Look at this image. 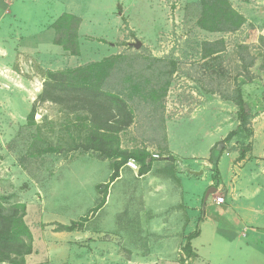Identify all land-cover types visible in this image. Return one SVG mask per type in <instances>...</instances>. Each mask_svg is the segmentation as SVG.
<instances>
[{
    "label": "rangeland",
    "instance_id": "rangeland-1",
    "mask_svg": "<svg viewBox=\"0 0 264 264\" xmlns=\"http://www.w3.org/2000/svg\"><path fill=\"white\" fill-rule=\"evenodd\" d=\"M228 3L245 22L235 32L221 33L198 26L200 0H0V203L8 209L25 206L23 222L32 236V253L44 256L28 264H136L153 254L177 257L186 231L182 224L188 220L179 216L184 208L179 210L174 195V177L191 182L188 206L200 208L201 218L213 196L224 198V189L206 194L219 187L220 173L229 179L232 152L239 155L245 149V157L264 165V0ZM65 13L81 19H61ZM203 43H217L218 54L203 59ZM240 45L249 47L251 57L241 55ZM117 56L123 58V71L104 89L113 91L117 85L118 90L128 89L124 94L131 92L130 99L123 97L132 112L128 127L97 132L92 115L72 111L67 98L61 105L38 101L49 72ZM250 62L253 66L246 71ZM127 75L132 84L142 82L137 94L132 95L131 83L123 82ZM165 85L160 106L148 99L151 90ZM237 87L258 120L251 121V138L239 132L224 143L231 131L222 132L235 122L231 112L223 111L226 120L219 117V132L213 131L216 120L210 107L196 119L190 116L205 101H225L221 95L231 97ZM167 121L172 124L169 141ZM212 140L209 164L200 166L191 157L206 153ZM170 144L180 159L150 162L151 167L173 166L174 177L164 174L170 179L168 200L142 194L146 182L139 170L125 164L121 177L105 189L116 158L104 152L146 153L147 162L152 155L168 158ZM219 151L218 186L209 187ZM105 193V205L94 212ZM82 218L87 222L80 229L61 231L60 226Z\"/></svg>",
    "mask_w": 264,
    "mask_h": 264
},
{
    "label": "trees",
    "instance_id": "trees-1",
    "mask_svg": "<svg viewBox=\"0 0 264 264\" xmlns=\"http://www.w3.org/2000/svg\"><path fill=\"white\" fill-rule=\"evenodd\" d=\"M200 11L202 17L198 20V26L209 32H235L245 22L244 17L230 7L228 0H200ZM65 18L78 20L76 16L66 13L61 16V19ZM260 41L264 43V37H260ZM216 44L217 43H203V59L218 54L216 51ZM237 49L241 51V55L243 52V54L246 53L247 56H250V53H248L249 47L240 45ZM71 55H78V50L76 48L72 50ZM242 59L244 60V58ZM122 60L123 58L117 56L111 59H105L102 62L81 66L74 70L57 73L49 72L47 80L43 83L42 93L38 97V101H49L61 105L67 98L72 105L70 108L72 111L85 110L92 115L94 128L97 132H112L114 129H118L117 126L119 125L128 127L132 122V112L128 110L127 103L123 97L126 96L130 99L131 92L128 95L124 94L128 89L124 88V90H118L116 89L117 85H114L113 91L104 89L113 76L123 71ZM252 66L253 62H250L244 69L247 71ZM124 81L126 84L131 83L130 85H132L133 90L132 95L137 94L140 90L138 86L142 85V82L139 84H132V77L130 75H127L123 82ZM246 81L249 83L251 80L246 78ZM166 85L159 90H151L148 99L159 101L160 106V101L166 97ZM143 92L145 91L143 90ZM143 98L146 99V101L148 100L145 98V94H143ZM221 98L225 101L232 102L237 107L236 119L239 123L236 131H231L227 134L223 140L224 143H229L239 132L242 133L246 139L251 138L253 136V130L250 124L254 119V115L251 113L250 108L244 100L241 90L237 87L234 89L231 97L221 95ZM33 114L34 110L30 115L31 118ZM92 149L95 148L92 147ZM245 152V149L239 152L238 161L245 159ZM104 153L107 158H116L113 171L110 175L108 184L105 185V189L118 179L121 166L126 164L130 159L135 160L139 165L140 175L146 174L151 170L152 163H145L147 159L146 153L129 154L120 150H115L113 152L106 151ZM219 157H221L220 151L218 152V160L214 164L216 170L213 172V183L216 188L218 186L217 174H219V171L217 165ZM168 161L172 164L175 162L174 158L171 156H168ZM171 165L165 168V173L170 177H174L173 166ZM106 196L105 193L100 205L94 212H97L105 205ZM24 216L25 206L23 204L15 205L8 209L0 203V264H24V258L32 253V236L23 222ZM85 222H87V218H82L80 223L72 222L68 226H60V229L61 231L72 232L80 229L82 223ZM197 235L198 232L189 235L182 249L187 259L195 257L190 245V240ZM182 264L185 263L182 262Z\"/></svg>",
    "mask_w": 264,
    "mask_h": 264
},
{
    "label": "crops",
    "instance_id": "crops-1",
    "mask_svg": "<svg viewBox=\"0 0 264 264\" xmlns=\"http://www.w3.org/2000/svg\"><path fill=\"white\" fill-rule=\"evenodd\" d=\"M66 14L74 15L73 13ZM82 26L83 21L80 23V31ZM208 107H210V113H212L216 120L215 127H213L214 132H219V117L222 116L223 120L227 119L225 116L228 115L223 111L227 113L231 112V116L233 120L235 119V122L231 123V128L224 130L222 133L238 129L239 123L236 120L237 107L229 101H222L220 99L205 101L200 109L191 114L190 119H196L201 114L200 111H206ZM261 117L263 118V116ZM257 120V118L253 119L252 123ZM170 125L172 124L167 121L168 141L170 138ZM254 138H256V132ZM212 142L213 140L210 141L206 148V153L200 157L192 155L191 158L201 162L200 166L204 163L209 164L207 159L210 155ZM168 152L169 156H172L174 159H180V156L176 150H173L171 144L168 145ZM232 155L234 156L231 160L233 161V166L230 169V177L225 181L219 172V187L215 191L225 190L224 203L216 205L214 201L216 196H213L212 202L204 205L205 210L201 218L197 216L198 212H201L200 208L188 206L189 202H192L190 197L192 194L190 190L191 182L178 180L174 177V182L176 183L174 192L177 194L174 195L178 196L179 210L184 208V214L179 213V216L188 220L184 227L182 224V230L186 231L185 233L183 232L182 241L179 244L180 250L178 249L177 251L179 255L173 257V254H169L168 256L153 254L149 258V261H138L136 264H168L174 261L179 264H182L183 261L185 264H264V165L262 162H258L257 159L249 160V157H245L242 161H236L238 154L232 152ZM252 155L254 156V153ZM220 162L221 158L218 163V171H220ZM252 165L255 167H252ZM164 174H166L165 167L160 166L159 168L152 166L150 172L143 175L139 174L140 180L146 182L142 186V194L144 193L149 198L159 196L163 202L168 200L170 197L168 188L170 179L167 178L168 176L165 177ZM120 177L121 170L119 171L118 179ZM212 185V181L207 183L209 187H212ZM146 193H149V195ZM197 199L200 200L199 197ZM191 210H194L195 213L190 214ZM172 214L169 213L168 217H172ZM191 225L194 226V230L189 232L188 230ZM195 232H198V235L190 240L195 257L187 259L182 249L187 242L188 236ZM197 242L200 243L197 245ZM40 256L43 259V255L37 254L34 251V253L26 257V264L33 263Z\"/></svg>",
    "mask_w": 264,
    "mask_h": 264
},
{
    "label": "built area",
    "instance_id": "built-area-1",
    "mask_svg": "<svg viewBox=\"0 0 264 264\" xmlns=\"http://www.w3.org/2000/svg\"><path fill=\"white\" fill-rule=\"evenodd\" d=\"M163 159L168 161V158L165 159V158L159 157L158 155H152L151 157L148 158L146 163H150L153 160H163ZM124 167L130 169L131 171H135V172L139 170V165L133 159L128 160L126 164L124 165ZM214 201L216 205H221L224 203V198L221 196H217L215 197Z\"/></svg>",
    "mask_w": 264,
    "mask_h": 264
},
{
    "label": "water",
    "instance_id": "water-1",
    "mask_svg": "<svg viewBox=\"0 0 264 264\" xmlns=\"http://www.w3.org/2000/svg\"><path fill=\"white\" fill-rule=\"evenodd\" d=\"M195 175L197 174V175H200L201 173H194ZM214 191H216V189L215 188H211L209 191H208V193L206 194V198L209 196V195H211L212 193H214Z\"/></svg>",
    "mask_w": 264,
    "mask_h": 264
}]
</instances>
